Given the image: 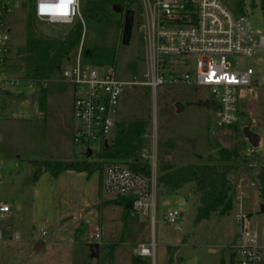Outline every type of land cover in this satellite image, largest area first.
I'll list each match as a JSON object with an SVG mask.
<instances>
[{
    "label": "rangeland",
    "instance_id": "rangeland-1",
    "mask_svg": "<svg viewBox=\"0 0 264 264\" xmlns=\"http://www.w3.org/2000/svg\"><path fill=\"white\" fill-rule=\"evenodd\" d=\"M89 1L81 0L80 7ZM148 1L151 5L155 2ZM222 1L228 8H235L236 0ZM244 3L245 15L254 30L263 35L261 0ZM34 5L35 0L15 1L6 19L16 72L21 66L18 57L25 49L27 21ZM131 10L135 12V21L128 46L122 44L124 21L119 27L85 19L83 40L70 63L80 47L83 53L91 48H116V79L137 82L123 87L119 122L147 124L142 160L154 159L159 175L164 165L206 164L209 156L217 153L212 142L230 150L241 146L245 156L255 159L252 165H264V88L259 89L258 100L249 104L238 123L218 130L213 118L215 108L211 105L215 99L208 89L161 86L154 90L144 84L150 69L149 47L144 40V0H132ZM71 27L72 24L34 21V31L49 38H60ZM230 62L235 69L253 68L257 82L264 83V49L257 50L252 57L233 56ZM185 69L179 66V70ZM4 87L11 94H0V202L10 204L12 209L9 216L0 219V264H232V247L240 232L241 224L236 221L240 209L250 216L253 228L264 232L258 191L252 192L246 184L252 172L251 163L239 162L229 175L235 191L233 210L199 223L195 222L199 201L191 185L175 192L158 190L152 218L151 214L144 217L133 210L127 213L126 207L113 203L101 191L99 171L90 175L70 171L56 177L43 172L36 179L32 162L84 157L86 148L73 142L77 127L73 115L74 87L67 80L48 81L44 111L33 89L23 83ZM247 126L261 137L257 149L249 146L244 137L243 128ZM116 134L113 130L108 135L110 142ZM91 148L97 151L99 144L93 142ZM242 190L247 193L241 208L236 196ZM182 200L186 201L184 205ZM173 209L182 215L176 224H168L165 216ZM96 230L100 232L98 242L91 238ZM38 240L46 243L41 253L33 249ZM142 243L151 248L155 243L154 255L135 263L133 252Z\"/></svg>",
    "mask_w": 264,
    "mask_h": 264
},
{
    "label": "built area",
    "instance_id": "built-area-1",
    "mask_svg": "<svg viewBox=\"0 0 264 264\" xmlns=\"http://www.w3.org/2000/svg\"><path fill=\"white\" fill-rule=\"evenodd\" d=\"M55 2V0H51ZM14 1L0 0V94H11L5 84L23 83L33 89L36 95L40 89H46L50 80H67L74 87L73 115L77 127L73 131V142L87 152L91 144L97 142L102 150L106 143L110 145L108 135L116 130L119 123V101L125 85L137 82H122L116 79L113 66H92L84 62L82 47L74 61L61 73L40 86L21 79L15 73L14 52L10 45V29H6V19L12 12ZM146 29L144 36L149 47L150 69L144 83L154 90L161 86H186L206 88L215 99L211 102L214 124L218 130L234 126L245 109L258 100L259 89L264 83L257 82L253 68L239 70L233 68L230 59L233 56L252 57L264 49V34H258L244 13L228 8L222 0H155L151 5L144 0ZM35 18L47 22L46 17L37 15L36 0L32 9ZM82 21L79 0V13L68 23ZM144 28V27H142ZM186 68L179 70V66ZM218 102V105H216ZM146 137V136H145ZM145 158V155H142ZM150 164V176H143L120 163L106 164L101 172V191L112 200L126 198L135 194L132 210L144 216H152L157 199V166L153 159ZM256 164V163H255ZM259 166H254L246 182L252 192L259 191ZM247 189V190H248ZM247 190L237 192L236 202L242 208ZM11 205L0 202V219L8 216ZM243 211L236 215L241 224L240 232L233 245V264H264V232L250 225V219ZM180 211L173 209L165 216L168 224L178 222ZM45 235V231H42ZM0 231V239H2ZM94 242L100 240V232L91 236ZM154 244H139L137 255L153 257Z\"/></svg>",
    "mask_w": 264,
    "mask_h": 264
},
{
    "label": "trees",
    "instance_id": "trees-1",
    "mask_svg": "<svg viewBox=\"0 0 264 264\" xmlns=\"http://www.w3.org/2000/svg\"><path fill=\"white\" fill-rule=\"evenodd\" d=\"M30 1V0H12ZM239 13H244V0H236ZM26 5V4H24ZM132 0H90L81 8V20H76L70 30L60 38H49L34 31L35 14L30 11L27 21L26 44L21 57V66L17 69L19 77L40 86L45 80L52 79L55 75L69 66L72 55L83 40V20H91L97 24L115 23L121 27L125 12L131 10ZM264 10V0H261ZM16 55H19L16 54ZM117 57L116 48H91L83 53L84 62L92 66H114ZM40 109L46 107V89L38 92ZM116 137L108 147H103L92 158L84 153L83 159L54 161L39 160L32 162L36 179L48 172L56 177L65 172L88 173L89 175L102 172L106 164L120 163L132 171L143 176H150V164L142 160L141 147L145 141L147 124L136 121L125 124L119 122L116 128ZM211 147L217 153L210 155L208 162L202 165H186L181 167L164 165L160 175L157 176V191L175 192L186 185H191L199 205L197 207L196 223L210 219L217 214L224 216L233 210L235 191L229 179L234 167L241 163H251L254 168L255 159L245 156L243 148L226 149L211 142ZM260 189L258 191L260 205H264V165L257 168ZM126 207V198L113 200ZM130 210H127L129 213ZM138 258L134 261L138 263ZM233 264V255H232Z\"/></svg>",
    "mask_w": 264,
    "mask_h": 264
},
{
    "label": "clouds",
    "instance_id": "clouds-1",
    "mask_svg": "<svg viewBox=\"0 0 264 264\" xmlns=\"http://www.w3.org/2000/svg\"><path fill=\"white\" fill-rule=\"evenodd\" d=\"M36 11L48 23H68L79 13V0H36Z\"/></svg>",
    "mask_w": 264,
    "mask_h": 264
},
{
    "label": "water",
    "instance_id": "water-1",
    "mask_svg": "<svg viewBox=\"0 0 264 264\" xmlns=\"http://www.w3.org/2000/svg\"><path fill=\"white\" fill-rule=\"evenodd\" d=\"M134 21H135V12L133 10L126 11L124 16L123 30H122V44L125 46H128L130 44L133 27H134ZM243 134L249 146H251L253 149H257L260 146L261 137L258 134L252 132L249 126L243 128ZM105 147H108V143L105 144ZM86 153L89 158L93 157V151L91 149H88ZM137 198L138 196L135 194L128 195L126 209L132 210V201L136 200ZM184 203H185L184 201L181 202L182 205H184ZM260 212L264 213V205H260Z\"/></svg>",
    "mask_w": 264,
    "mask_h": 264
},
{
    "label": "crops",
    "instance_id": "crops-1",
    "mask_svg": "<svg viewBox=\"0 0 264 264\" xmlns=\"http://www.w3.org/2000/svg\"><path fill=\"white\" fill-rule=\"evenodd\" d=\"M80 4H81V0H80ZM38 192L36 191V194H37ZM182 201H184V200H182ZM185 203H186V201H184ZM166 203H168V201L166 200ZM184 203V204H185ZM9 216V215H8ZM144 216V215H143ZM144 217H148V216H144ZM143 244V243H142ZM154 245H155V243H153ZM139 245V244H138ZM137 245V246H138ZM144 245H146V244H144ZM37 248L39 249L38 251H37ZM45 248H46V243L44 242V241H42V240H38V241H36L35 243H34V245H33V249H34V251L36 252V253H41V252H43L44 250H45ZM133 256H135V257H137L139 260H138V263H140V262H143V259H145V258H149V257H145V256H139V255H137V251H136V249H135V251L133 252ZM133 261H134V258H133ZM135 262V261H134ZM136 263V262H135Z\"/></svg>",
    "mask_w": 264,
    "mask_h": 264
}]
</instances>
